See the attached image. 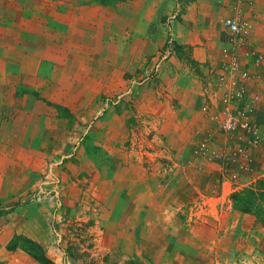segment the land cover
<instances>
[{
    "label": "rangeland",
    "instance_id": "rangeland-1",
    "mask_svg": "<svg viewBox=\"0 0 264 264\" xmlns=\"http://www.w3.org/2000/svg\"><path fill=\"white\" fill-rule=\"evenodd\" d=\"M125 2L130 0H100L114 6L118 16L127 14ZM176 3L180 4L167 15L153 16L146 64L122 72L115 83L105 79L96 87L86 83L71 89L69 84L77 76H85L59 59L51 61L55 84L51 91L42 92V99L53 103L57 115L67 121V138L35 140L38 153L30 156L19 183L0 187V264H41L34 257L38 251L53 264H264V167L247 168L249 174L242 177L241 170L227 169L233 151L224 150L220 159L226 165L215 187L202 186L170 197L176 176L173 143L166 128L173 124L156 121V108L150 103L157 93L151 90L156 89L162 65L173 55L193 66L198 79L203 81L206 72L205 61L193 58L197 47L177 43L170 33L171 22L180 21L183 14L184 0ZM112 13L101 12L96 29L99 40L85 44L98 51L100 68L109 50L123 53L129 46L121 36L123 30L115 32V37L108 35ZM99 75L104 77L101 69ZM39 93L36 97H41ZM197 100L207 116L212 107L209 85L202 84ZM224 104L225 112L237 114ZM217 114L212 115L227 138L231 132L225 131ZM250 138L258 140L255 132ZM146 192L154 198L153 210L161 208V214L174 216L181 226L180 232L174 225L171 230L165 220L164 226L145 238L156 239V261L154 252L139 249V229L130 234L126 218L131 205L137 210L147 207L138 202ZM129 197H137L136 202H129Z\"/></svg>",
    "mask_w": 264,
    "mask_h": 264
},
{
    "label": "crops",
    "instance_id": "crops-1",
    "mask_svg": "<svg viewBox=\"0 0 264 264\" xmlns=\"http://www.w3.org/2000/svg\"><path fill=\"white\" fill-rule=\"evenodd\" d=\"M176 4L180 3L130 0L129 4H122L127 14L118 16L114 6L101 4L100 0H0V187L19 183L30 156L38 153L35 140L67 138V121L57 115L53 103L49 105L42 99V92L51 91L55 84L51 61L60 60L85 76H77L69 84L71 89L86 83L96 87L105 79L115 83L122 72L146 64L147 34L153 16L167 15ZM183 7L181 20L171 22L170 33L177 43L197 47L193 58L205 61L206 72L203 81L198 79L193 66L173 55L162 65L156 89L151 90L157 93L150 103L156 108V121L164 126L173 124L166 128L173 143L176 176L170 185V197H180L186 190L202 186L215 187L226 165L220 159L224 150L233 151L227 169L241 170L240 176L249 174L247 168L254 165L264 167V0H184ZM110 10L113 18L108 19V24L112 23L108 35L115 37V32L123 30L121 36L129 46L123 53L109 50L107 61L100 68L98 51L85 44L98 42L100 32L96 29L101 24V12ZM239 13L249 22L244 45H239L224 25L225 19ZM116 22L120 30L116 29ZM160 26L165 31V26ZM165 34H161V41ZM56 52L60 55L56 56ZM100 69L104 77H100ZM202 84L209 85L212 104L207 116L201 113L197 102ZM69 85H65L66 90ZM159 90L166 93L160 94ZM36 92L41 97H36ZM224 102L228 109H236L240 122L254 127L257 142L252 143L250 137L254 133L241 125L227 138L220 132L212 114L218 112L221 118ZM148 194H141L138 199L147 207L140 204L137 210L131 205L126 218L130 221V234L139 229V249L146 254L154 252L156 261V239L152 242L145 238L154 235L165 220L171 230L174 225L180 232L181 226L174 216L171 218L165 211L161 214V208L153 210L154 198ZM129 198V202H136L137 197Z\"/></svg>",
    "mask_w": 264,
    "mask_h": 264
},
{
    "label": "built area",
    "instance_id": "built-area-1",
    "mask_svg": "<svg viewBox=\"0 0 264 264\" xmlns=\"http://www.w3.org/2000/svg\"><path fill=\"white\" fill-rule=\"evenodd\" d=\"M224 25L227 28L228 32L236 38L237 43L239 45H244L243 42L245 40V37L247 35V30L249 28V22L247 21V19L242 17L241 14L239 13L235 16L225 19ZM226 112L221 118L219 117V114L216 115V118L218 120H221L222 127L225 129L226 132H232L237 125H241L245 129L250 131L252 134L255 132V130L252 129V127H250L248 123L246 122L242 123L239 121L237 115L238 113L233 114L230 111H226ZM251 140L252 143L255 142L253 139Z\"/></svg>",
    "mask_w": 264,
    "mask_h": 264
},
{
    "label": "trees",
    "instance_id": "trees-1",
    "mask_svg": "<svg viewBox=\"0 0 264 264\" xmlns=\"http://www.w3.org/2000/svg\"><path fill=\"white\" fill-rule=\"evenodd\" d=\"M35 247L40 249L38 244H35ZM34 257L36 260H38L41 264H53V262L43 253V251H38L37 253L34 254Z\"/></svg>",
    "mask_w": 264,
    "mask_h": 264
}]
</instances>
